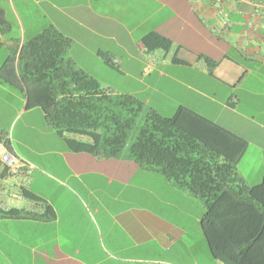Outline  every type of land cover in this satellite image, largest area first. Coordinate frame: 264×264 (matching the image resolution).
<instances>
[{"label": "crops", "instance_id": "1", "mask_svg": "<svg viewBox=\"0 0 264 264\" xmlns=\"http://www.w3.org/2000/svg\"><path fill=\"white\" fill-rule=\"evenodd\" d=\"M48 27L69 39L65 58L102 87L164 116L186 106L244 138L236 171L247 186L261 181L264 0H0V66L15 45ZM150 32L171 40L168 52L146 51ZM114 76L138 83L115 90L104 82ZM0 141L28 166L0 174V208L36 214L0 217V264H229L209 251L199 199L125 154L68 150L43 111L1 82ZM20 187L40 201L12 196ZM41 203L52 216H38ZM199 242L203 253H191ZM237 243L222 245L237 253ZM258 244L244 264H264V237Z\"/></svg>", "mask_w": 264, "mask_h": 264}, {"label": "trees", "instance_id": "2", "mask_svg": "<svg viewBox=\"0 0 264 264\" xmlns=\"http://www.w3.org/2000/svg\"><path fill=\"white\" fill-rule=\"evenodd\" d=\"M142 43L148 52L164 53L172 44L156 32L143 36ZM69 44L56 29H44L7 54L0 66V82L22 93L27 108H40L68 150L102 158L125 154L199 199L204 206L200 226L215 258L244 264L251 251L259 254L258 243L264 237V174L254 186H247L238 175L236 164L246 150V140L186 106L164 116L144 108L134 95L102 87L65 58ZM102 56L117 68V62ZM208 64L211 68L216 63ZM130 132L134 137L128 143ZM20 191L22 197L40 201L25 188ZM40 206L39 217L52 216L49 205ZM35 215L23 208H0V217ZM233 238H237V253L222 245Z\"/></svg>", "mask_w": 264, "mask_h": 264}, {"label": "built area", "instance_id": "3", "mask_svg": "<svg viewBox=\"0 0 264 264\" xmlns=\"http://www.w3.org/2000/svg\"><path fill=\"white\" fill-rule=\"evenodd\" d=\"M113 62H117L113 59ZM25 160L9 149L3 141H0V174L17 175L21 172L28 171ZM14 197H22L20 188L11 192Z\"/></svg>", "mask_w": 264, "mask_h": 264}, {"label": "rangeland", "instance_id": "4", "mask_svg": "<svg viewBox=\"0 0 264 264\" xmlns=\"http://www.w3.org/2000/svg\"><path fill=\"white\" fill-rule=\"evenodd\" d=\"M13 33H15L14 32V29H13ZM26 40V39H25ZM3 50L1 49L0 50V58H2L3 57ZM110 78V80L111 81H104V82H106V83H108V84H110V85H112L114 88H116L115 90H119V89H128V88H131V87H133V86H136L137 85V83H138V81H134L132 78H131V80L130 79H126V78H122V77H120V76H114V77H109ZM154 80H155V77H151V76H146V81L145 82H149L150 84H153V82H154ZM159 82V81H158ZM118 88V89H117ZM165 89H169L168 88V86L167 87H165ZM150 104H152V103H150ZM144 108H150L149 106H144ZM141 116H142V113L140 114V120H141ZM135 129H133L132 131L135 133V131H134ZM133 132H130V134H129V139H128V143H130V141L133 139V137H134V133ZM127 147H128V144H126L125 146H124V148H123V152H125L126 150H127ZM194 212H196V207L194 206ZM199 241H200V239H199ZM187 243L191 246V243H192V241L191 240H188L187 241ZM202 249V245H201V242H199L198 243V247L197 248H195V249H193L194 250V252H191V253H194V254H196V253H199V254H201V253H203V251L201 250ZM189 252V253H190ZM188 253V254H189Z\"/></svg>", "mask_w": 264, "mask_h": 264}]
</instances>
